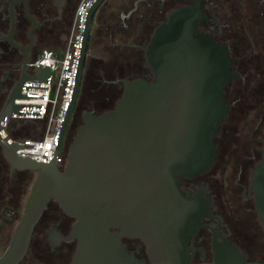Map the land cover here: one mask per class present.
Returning <instances> with one entry per match:
<instances>
[{"label":"water","instance_id":"obj_1","mask_svg":"<svg viewBox=\"0 0 264 264\" xmlns=\"http://www.w3.org/2000/svg\"><path fill=\"white\" fill-rule=\"evenodd\" d=\"M102 1L96 0L89 10L76 85L53 160L44 164L20 157L17 147L35 145L0 137L11 168L36 172L0 264L52 260L39 236L31 242L50 200L76 220L61 235L76 240L67 264H135L122 237L140 239L151 264H196L188 240L204 226L201 220L209 217L211 200L203 194L186 196L180 183L208 171L216 160L214 138L228 107L222 88L236 76L231 58L224 44L197 29L202 16L197 2L170 10L149 40L135 45L143 51L149 78L119 79L123 89L113 108L84 115L60 167L58 153L81 84L92 17ZM37 70L38 75H24L15 89L8 105L10 118L21 106L41 107L15 105L16 97H44L20 92L25 79L46 81L48 66ZM250 175L257 220L264 231V158ZM11 184L4 183L8 191ZM211 193L215 202L214 189ZM214 218L217 223L209 226L212 261L201 264H264L249 260L248 255L253 260L255 256L231 242L219 229L220 217Z\"/></svg>","mask_w":264,"mask_h":264},{"label":"flooded vegetation","instance_id":"obj_2","mask_svg":"<svg viewBox=\"0 0 264 264\" xmlns=\"http://www.w3.org/2000/svg\"><path fill=\"white\" fill-rule=\"evenodd\" d=\"M78 2L79 0H0V137L2 139L14 140L19 134V127L30 123L10 118L11 111L8 107L10 99L22 77L29 74L30 61L51 42L54 35L63 31L66 18L72 19L73 17L74 19ZM194 2L199 4L202 14L197 29L209 34L214 42L226 46L227 54L231 58L230 68L236 73L234 79L226 82L222 88V97L228 107L225 121L220 125V134L217 137L221 136V129L226 124L228 115L234 108L239 110L240 106H244V101L248 99V96L251 98L254 95V91L252 95L246 94V88L248 89L249 86L256 90L259 88L254 86L255 74L260 68L262 69L261 74L264 73V0H115L114 10L111 11L109 17L115 19L116 8H118L116 18L118 20L108 25V36L112 40L116 32H121L112 45L119 47L118 54L121 55L124 64H116L110 76L102 78L108 91L114 93L110 103L107 101L108 104L104 107L97 106L96 108V103L101 106L105 101L92 99L86 101L81 114L74 123L77 127L72 139L77 128L83 123V117L87 112L100 114L113 108L123 89L119 79L149 78V69L143 65V51L135 45L145 44L153 28L165 19V15L170 10L180 5H192ZM140 52L142 59L139 63L137 55ZM236 83L245 90L240 87L237 90ZM261 85L260 88H264V81ZM253 98H258V96H253ZM263 121V117L258 118L254 128L249 131L248 139L251 145L247 150L249 156L246 172L244 175L239 173L235 179L238 189V208L243 213L255 215L256 220L254 193L250 189V173L264 158ZM68 128L66 135L70 130V127ZM217 137L214 138L216 148ZM208 171L190 178H182L180 183L186 196L203 194L207 200H211L209 217L201 220L204 226L199 227L197 233L188 240V244L194 248L192 262L196 264L212 261L210 227L217 223L215 215L220 217L219 229L224 231L227 238L245 252L239 243L231 238L227 220L224 219L221 211L217 210L207 179ZM31 172L34 171L11 168L0 144V216L4 221H11L17 216L18 199L21 196L19 186L15 191H8L9 188L4 186V183L7 182L8 185L14 182L17 184L25 182L32 174ZM11 185L10 188L13 187ZM6 212L11 215H7ZM75 221L74 218L65 215L54 200L49 201L35 225L31 242L33 238L39 236L37 237L39 242L46 246L47 253L50 254L52 260L37 264H67L70 262L76 248V240H64L61 235L67 234ZM257 223L264 235L258 220ZM1 227L2 222H0V229ZM121 241L125 244L127 252L137 260L135 264H151L147 258L145 245L140 239L122 237ZM248 259L255 261L249 255ZM255 262H264V260ZM20 264L23 262L21 261Z\"/></svg>","mask_w":264,"mask_h":264},{"label":"rangeland","instance_id":"obj_3","mask_svg":"<svg viewBox=\"0 0 264 264\" xmlns=\"http://www.w3.org/2000/svg\"><path fill=\"white\" fill-rule=\"evenodd\" d=\"M114 1L103 0L92 17L81 84L69 124L70 130L64 139L63 150L65 161L60 167H64L67 161V154L73 140L72 136L77 127L74 123L78 115L81 114L83 105L89 99L94 101L104 100L103 106L95 104L96 108L104 107L105 104H108L107 101L110 103L114 94L112 91H108L107 85L102 80L103 77L108 78L110 76L116 64L121 65L123 63L121 55L118 54L119 47L112 45V42L114 41L115 43L117 38H119L121 32H116L112 40L108 36V25L114 20H118L116 19L119 11L118 8H116L115 19L109 17L111 11L114 10ZM72 21L73 17L72 19L66 18L63 31L54 35L51 42L45 48L62 49L69 36ZM137 57L140 63L142 53L140 52ZM261 72L262 69L260 68L254 76L256 80L254 86L259 88L257 90L251 86L248 89L246 88V94L252 95L254 91L253 96H258V98H253V96L249 98L248 96V99L244 101V106H240L239 110H237L238 108H234L228 115L227 122L221 129V136L216 139V160L207 172L209 187L211 190L214 189L217 210L221 211L225 217L224 219L227 220L229 234L237 237L239 245L245 250V253L255 256V261L264 260V235L258 226L256 216L243 213L238 208V189L235 185V179L239 173L244 175L246 172V166L248 165L247 158L249 156L247 150L251 145L248 139V135H250L249 131L254 128L258 118H264V96H262L264 88H260L264 81V73L261 74ZM239 87L237 85V90ZM240 88L245 90L243 87ZM34 126H36V123L30 122L18 131L19 135L23 137L33 135ZM31 173L25 182L18 184L14 182L12 184L13 187L9 190L15 191L19 186V194L21 196L18 199L19 209L16 217L11 221H4L0 216V222H2L0 229V254L6 248L14 226L21 215L24 201L36 174L35 171ZM6 214L9 215L10 213L6 212Z\"/></svg>","mask_w":264,"mask_h":264},{"label":"built area","instance_id":"obj_4","mask_svg":"<svg viewBox=\"0 0 264 264\" xmlns=\"http://www.w3.org/2000/svg\"><path fill=\"white\" fill-rule=\"evenodd\" d=\"M96 0H79L65 46L60 50L43 48L29 63V75H38L37 66H48L46 81L25 79L20 92L29 96L16 97L15 105L21 106L11 116L14 120L35 122L33 135L17 136L14 141L33 144V147H17V155L49 163L58 146L62 124L73 97L84 33L89 10ZM27 124L20 126L19 130ZM65 138V137H64ZM64 140L58 153V165L65 161Z\"/></svg>","mask_w":264,"mask_h":264},{"label":"trees","instance_id":"obj_5","mask_svg":"<svg viewBox=\"0 0 264 264\" xmlns=\"http://www.w3.org/2000/svg\"><path fill=\"white\" fill-rule=\"evenodd\" d=\"M89 40V39H88ZM87 45H88V43H87ZM23 264H26V263H23Z\"/></svg>","mask_w":264,"mask_h":264},{"label":"crops","instance_id":"obj_6","mask_svg":"<svg viewBox=\"0 0 264 264\" xmlns=\"http://www.w3.org/2000/svg\"><path fill=\"white\" fill-rule=\"evenodd\" d=\"M58 50V49H57ZM60 50V49H59Z\"/></svg>","mask_w":264,"mask_h":264}]
</instances>
